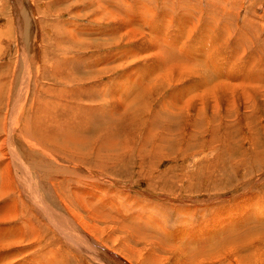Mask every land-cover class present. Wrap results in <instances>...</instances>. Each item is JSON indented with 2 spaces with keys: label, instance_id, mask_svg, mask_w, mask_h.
I'll use <instances>...</instances> for the list:
<instances>
[{
  "label": "rangeland",
  "instance_id": "374dc122",
  "mask_svg": "<svg viewBox=\"0 0 264 264\" xmlns=\"http://www.w3.org/2000/svg\"><path fill=\"white\" fill-rule=\"evenodd\" d=\"M0 264H264V0H0Z\"/></svg>",
  "mask_w": 264,
  "mask_h": 264
},
{
  "label": "bare ground",
  "instance_id": "6f19581e",
  "mask_svg": "<svg viewBox=\"0 0 264 264\" xmlns=\"http://www.w3.org/2000/svg\"><path fill=\"white\" fill-rule=\"evenodd\" d=\"M114 18V17H113ZM19 24V23H18ZM22 27V26H21ZM132 33H134V32H132ZM134 35V34H133ZM70 41V40H69ZM75 42V41H74ZM72 43H73V41H72ZM75 44V43H74ZM84 44V43H83ZM77 46V45H76ZM179 64L180 63H178L176 66H175V69H177V72H178V75H179V78L180 79H182V78H184L183 77V75H185V73L183 72H181V67H178L179 66ZM172 67H174V66H172ZM169 70V69H168ZM155 71H156V69H153V72H152V74L153 73H155ZM144 72V71H143ZM145 73V72H144ZM174 73V72H173ZM182 73V74H181ZM171 76V75H170ZM152 76H151V74H149L147 77H145V79H143V83H144V81L146 80V78H151ZM173 79V78H172ZM178 79V78H177ZM160 80V79H159ZM158 81V80H157ZM172 81V80H171ZM183 81V80H182ZM159 82V81H158ZM163 82V81H162ZM22 83H24V80L22 81ZM21 83V84H22ZM157 84V83H156ZM158 84H160V83H158ZM18 90V89H17ZM20 91L21 92H23V87H21L20 88ZM20 91H19V93H20ZM23 94V93H22ZM22 98V97H21ZM16 100H17V98H16ZM13 110V109H12ZM16 115V114H15ZM16 166V170L18 171V172H21V174H23L25 177H27L28 176V174L26 173V172H23L22 171V169L20 168V167H18V165H15ZM32 195V197L34 198V197H38L39 195L38 194H31ZM43 209V208H42ZM45 210L47 211V209L45 208ZM44 209H43V211L46 213V211H45ZM48 211L49 212H53V210H49L48 209ZM46 215H51V214H48V213H46ZM56 215L57 216H55V215H53L52 217H51V220H52V223L57 227V225H61L62 226V224H65L66 225V223L68 222L67 220V218H65L64 216H62L61 214H58V213H56ZM48 217V216H47ZM61 220H65V221H61ZM70 222V221H69ZM68 222V223H69ZM64 226V225H63ZM66 227V226H65ZM69 227V226H68ZM59 228V227H58ZM60 229V228H59ZM68 229H70V228H68ZM62 230H63V227H62ZM71 231H72V229H71ZM71 231H69V232H71ZM72 232H74V231H72ZM75 234V233H74ZM77 234V233H76ZM61 235V234H60ZM67 237V236H66ZM82 237V236H81ZM71 239V238H70ZM74 241V240H73ZM81 241H82V244H80V246H82V248L83 247H88V244H86V242H84L82 239H81ZM75 242V241H74ZM77 242V241H76ZM80 242V241H79ZM84 248V249H85ZM91 254V253H90ZM93 255V254H92ZM95 256V255H94ZM98 256V255H97ZM96 256V257H97Z\"/></svg>",
  "mask_w": 264,
  "mask_h": 264
},
{
  "label": "crops",
  "instance_id": "0c3cea01",
  "mask_svg": "<svg viewBox=\"0 0 264 264\" xmlns=\"http://www.w3.org/2000/svg\"><path fill=\"white\" fill-rule=\"evenodd\" d=\"M118 22H119V24H120V23H121V20L119 19V21H118ZM142 34H143V33H142V32H140V33H139V37H141V36H142ZM140 35H141V36H140Z\"/></svg>",
  "mask_w": 264,
  "mask_h": 264
}]
</instances>
